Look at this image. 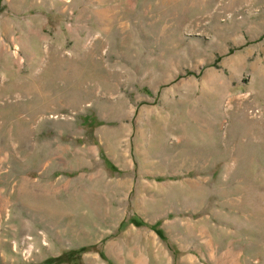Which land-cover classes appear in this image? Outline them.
I'll use <instances>...</instances> for the list:
<instances>
[{
    "label": "rangeland",
    "instance_id": "rangeland-1",
    "mask_svg": "<svg viewBox=\"0 0 264 264\" xmlns=\"http://www.w3.org/2000/svg\"><path fill=\"white\" fill-rule=\"evenodd\" d=\"M0 264H264V0H0Z\"/></svg>",
    "mask_w": 264,
    "mask_h": 264
}]
</instances>
